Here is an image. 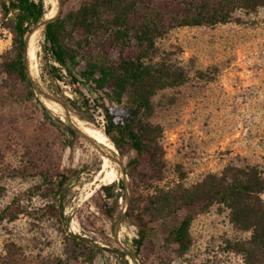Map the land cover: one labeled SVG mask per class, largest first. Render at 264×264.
Listing matches in <instances>:
<instances>
[{"label":"rangeland","instance_id":"1","mask_svg":"<svg viewBox=\"0 0 264 264\" xmlns=\"http://www.w3.org/2000/svg\"><path fill=\"white\" fill-rule=\"evenodd\" d=\"M81 1L44 4L47 10L60 5L64 11ZM237 15L241 23L176 27L156 39L161 56L181 66L187 79L153 97L151 121L162 129L165 163L160 179L136 177L137 194H150L155 186L166 189L179 180L190 186L228 164H256L264 175V8ZM41 30H33V59L26 48L29 74L39 83ZM11 38L0 13V264H88V252L96 247L102 249L92 264H245L239 253L227 249V242L248 233L234 227L227 211L216 205L193 214L187 252L181 254L166 238L167 222L160 219L149 224V238L137 257L126 253L134 251L135 228L113 223L102 212L99 187L109 182L98 177L109 169L112 181L126 179L124 167L133 152H119L106 135L112 148L59 130L43 116L41 104L64 122L66 110L44 95L23 100L2 71ZM95 118V124L75 116L72 122L103 133L101 108ZM64 168L74 170V177L59 203L50 181ZM118 201L122 207V199Z\"/></svg>","mask_w":264,"mask_h":264},{"label":"trees","instance_id":"2","mask_svg":"<svg viewBox=\"0 0 264 264\" xmlns=\"http://www.w3.org/2000/svg\"><path fill=\"white\" fill-rule=\"evenodd\" d=\"M260 8L264 0H82L75 8L60 7L42 26L39 83L28 71L26 40L48 12L44 0H0L3 25L12 35L2 71L18 86L19 96L29 100L50 93L65 108L66 122L41 104L43 116L76 137L84 134L74 126L73 116L95 124L101 108L104 135L119 152H133L124 167L126 179L99 187L106 217L135 228L134 251L126 252L131 257H137L149 238V224L160 219L167 222L166 238L181 254L187 252L193 214L216 205L227 211L234 227L248 233L228 241L227 249L239 253L245 264H264V175L256 164H228L190 186L179 180L166 189L155 186L144 196L136 192V177L160 179L165 163L162 129L151 121L153 97L187 79L181 66L161 56L156 39L176 27L241 23L237 13L254 14ZM141 168L149 173L142 174ZM54 177L50 183L60 203L74 170H58ZM101 249L88 252V264Z\"/></svg>","mask_w":264,"mask_h":264},{"label":"bare ground","instance_id":"3","mask_svg":"<svg viewBox=\"0 0 264 264\" xmlns=\"http://www.w3.org/2000/svg\"><path fill=\"white\" fill-rule=\"evenodd\" d=\"M51 4V3H50ZM54 8H49L48 12L46 13L45 17H50L53 16L56 13V10L54 11ZM34 32L31 33V35L28 38V43H27V55L30 59L34 58ZM78 127L83 130L85 133H87L89 136L93 137L95 140L98 142L104 144L108 148H112L111 143L108 141L107 137L99 130L90 128L86 125H83L81 123L77 124ZM104 160V165L106 164V159ZM109 165V164H108ZM109 170V169H108ZM105 170L103 173L99 174V180H106L108 178V182L113 180L114 174L111 171ZM113 170V169H112ZM92 182V181H91ZM89 189V188H88ZM92 190V189H91ZM95 191V190H94ZM90 193V192H88Z\"/></svg>","mask_w":264,"mask_h":264},{"label":"water","instance_id":"4","mask_svg":"<svg viewBox=\"0 0 264 264\" xmlns=\"http://www.w3.org/2000/svg\"><path fill=\"white\" fill-rule=\"evenodd\" d=\"M59 11H60V5L58 6V8H57V10H56V13H55L53 16H50V17H44L43 20H42V21H41V22H40V23L34 28V30H35L37 27H39V26H43V25L45 24V22H46L48 19H50V18L56 16V15L59 13ZM30 35H31V33L28 35L27 40H26V43H28V38H29ZM45 96H46L47 98H49V99H51V100H54V101H56V102L59 103V101H58L56 98H54L51 94H49V93H45ZM74 126L76 127L77 130H79L80 132H82V134H84V137H85V138L90 139L91 136H89L87 133H85L83 130H81L76 124H74Z\"/></svg>","mask_w":264,"mask_h":264}]
</instances>
